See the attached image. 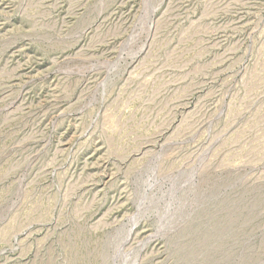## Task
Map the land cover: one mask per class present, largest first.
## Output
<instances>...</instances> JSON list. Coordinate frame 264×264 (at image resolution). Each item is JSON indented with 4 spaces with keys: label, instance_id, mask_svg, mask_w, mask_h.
<instances>
[{
    "label": "rangeland",
    "instance_id": "rangeland-1",
    "mask_svg": "<svg viewBox=\"0 0 264 264\" xmlns=\"http://www.w3.org/2000/svg\"><path fill=\"white\" fill-rule=\"evenodd\" d=\"M0 264H264V0H0Z\"/></svg>",
    "mask_w": 264,
    "mask_h": 264
}]
</instances>
